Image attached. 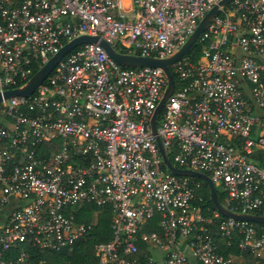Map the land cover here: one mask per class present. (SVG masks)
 Returning <instances> with one entry per match:
<instances>
[{
  "label": "built area",
  "instance_id": "obj_1",
  "mask_svg": "<svg viewBox=\"0 0 264 264\" xmlns=\"http://www.w3.org/2000/svg\"><path fill=\"white\" fill-rule=\"evenodd\" d=\"M220 1L0 0V264L73 252L102 207L111 238L93 245L95 264H264V227L210 208L156 141L174 166L207 174L231 212H264V0L220 5L197 58L169 65L156 133L166 73L121 65L98 42L67 52L31 94L3 95L80 34L171 56Z\"/></svg>",
  "mask_w": 264,
  "mask_h": 264
},
{
  "label": "water",
  "instance_id": "obj_2",
  "mask_svg": "<svg viewBox=\"0 0 264 264\" xmlns=\"http://www.w3.org/2000/svg\"><path fill=\"white\" fill-rule=\"evenodd\" d=\"M230 0H221L217 5H214L199 21L198 25L196 26L195 30L190 34L186 42L181 46V48L176 51L171 56L165 57V58H156L153 56H141L136 54H128V53H122L117 51L113 46H111L106 40L101 38L98 35H88V34H80L78 36H75L68 42H66L63 46L59 48V50L49 58V60L40 67L30 78L27 80L26 83H24L22 86L6 90L4 92V97L8 98L10 96L14 95H28L31 94L35 88L43 82V80L47 77V75L53 70L57 62L71 49L76 47L77 45H80L82 43H89V42H98L102 47L105 49V51L108 53V55L114 59L116 62H118L121 65L124 66H134V67H140V66H155V67H161L164 72L167 75V86L164 90V93L155 109L154 115L151 119V128L154 133H156V123L155 119L157 114L160 112L164 102L169 97V95L172 93L174 89V80L172 77V74L169 70V65L173 63L174 61L181 58L184 54H186L193 44L195 43L197 37L201 33V31L204 29V27L207 25L209 20L219 11L220 5H225ZM1 101V96H0ZM156 141L158 144V147L160 149L162 158L165 162V164L168 166V168L175 174L178 175H191L198 177L206 182L208 188H209V198L212 201L214 207L221 212L224 216H229L237 219H247L249 221L263 224L264 223V214H251V213H235L228 210L225 206H223L217 199L216 196V190L215 185L212 181V179L205 173L190 170V169H183L178 168L174 166L170 160L168 159L164 147L160 141V138L156 135Z\"/></svg>",
  "mask_w": 264,
  "mask_h": 264
},
{
  "label": "trees",
  "instance_id": "obj_3",
  "mask_svg": "<svg viewBox=\"0 0 264 264\" xmlns=\"http://www.w3.org/2000/svg\"><path fill=\"white\" fill-rule=\"evenodd\" d=\"M120 51H125L123 48H119ZM189 55L192 59H196L199 55V49L197 45H193L189 50ZM37 69L34 70V73ZM197 180L201 181L202 190L205 196V200L210 208H214L212 201L209 198V188L205 181L200 178ZM216 196L220 203H223V193L217 188ZM82 216V219L87 220L90 217L89 209ZM258 214H264V212H257ZM111 224V213L108 207H102L98 210L97 213V223L92 229V231L85 236L77 240L74 246L73 252L66 253L63 252L61 255H53L50 253H41L37 250L31 255L27 264H37V258L43 257L46 261L51 264H95V259L93 256V245L97 242L108 241L111 238L110 232ZM264 227L263 224H258ZM68 263H67V262Z\"/></svg>",
  "mask_w": 264,
  "mask_h": 264
}]
</instances>
